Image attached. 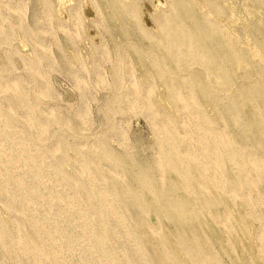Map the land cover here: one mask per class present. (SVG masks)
Segmentation results:
<instances>
[{
    "label": "rangeland",
    "instance_id": "rangeland-1",
    "mask_svg": "<svg viewBox=\"0 0 264 264\" xmlns=\"http://www.w3.org/2000/svg\"><path fill=\"white\" fill-rule=\"evenodd\" d=\"M5 1L0 0L6 16L0 29V82L9 78L10 83L4 93L12 95V86H37L32 95L51 104L55 118L61 122L64 117L69 126L57 122L49 130H59L65 139L75 130L116 159L121 178L115 185L121 196H131L121 211L130 214L137 233L156 245L165 241L175 248L176 258L186 256L184 244L212 253L219 264H264V228L254 234L260 245L251 242V231L264 217V208L252 207L259 201L254 186L259 179L251 185V172L245 177L241 171V164L249 170L243 152L249 149V121H264V0ZM180 30L182 38L176 41ZM34 48L40 61L33 68L22 56L34 57ZM178 118L181 134L173 122ZM215 122L227 130L211 141L208 128ZM155 130H165L185 148L187 186L169 165L156 162ZM232 139L240 150L230 158L226 149ZM263 139L256 134L263 143L254 154L256 174L264 159ZM205 147L214 149L212 156ZM204 156L210 161L205 170L195 159ZM160 172L163 176L157 177ZM143 175L157 177L154 192L139 182ZM243 183L246 190L239 187ZM173 213H183L184 220Z\"/></svg>",
    "mask_w": 264,
    "mask_h": 264
},
{
    "label": "bare ground",
    "instance_id": "bare-ground-1",
    "mask_svg": "<svg viewBox=\"0 0 264 264\" xmlns=\"http://www.w3.org/2000/svg\"><path fill=\"white\" fill-rule=\"evenodd\" d=\"M5 2H9V0ZM2 12H0V29L2 28L3 20H6V16ZM170 12L167 11L164 18ZM162 27H166V24H162ZM180 31L177 32L178 35L174 37V40L177 41L182 38V30ZM187 42H190L189 39ZM179 45L181 49L184 47L189 48L186 43ZM179 45L178 43L176 44L178 48ZM35 49L37 48L32 50L34 57L30 56L27 58L24 55L22 56V59L27 64L29 62L33 68L40 61ZM8 79H1L2 83L0 82V264H219L212 257V253L210 254L202 248L187 249L183 247L184 244L180 245V247L185 250L186 256L183 254L185 257L176 258L177 256L175 257L172 250L175 248L171 249L165 241H161V243L156 245L150 240L148 235L138 234L135 227L136 224L132 223L130 214L122 213L121 211L123 204L129 205L131 196H121L119 188L115 185L114 181L121 178V170L117 166L116 159L106 152L105 149L103 152L96 140H89L85 135L84 138L82 137L83 135L78 134L75 130L68 136V139H65L64 135L61 136L60 134L63 133L59 134V130L56 132L55 128L49 130L51 126L59 121L55 118V111L51 104L43 105L39 97L32 95L34 91L32 92L31 89L36 91L38 90L37 86H21V88L12 86L10 88L12 95H7L5 90L7 83L10 81L7 82ZM31 95L34 101L31 100ZM245 96L247 97L246 94ZM241 100L243 101V99ZM178 111L181 112L182 108L179 107ZM255 111L254 107L253 113ZM79 112L80 109H76V114L78 113L79 115ZM224 114L227 113L224 112ZM173 122L175 124V132L181 134L182 130L180 128L183 126L181 119H174ZM250 122L248 132L244 130L248 133L247 143L249 149L247 147L243 148V152H247L246 156L248 155L246 159L249 170L245 164H241V171H243L245 177H247L248 172H251V185L256 181V176L258 177L259 182L254 186L258 188L259 201L256 206L253 203L252 207H259V211H261L264 208V159L260 167H258L259 170L261 169L259 173L256 174L253 171L257 170L254 154L263 144L255 140V136L257 133L264 136V121L259 123L258 119L253 117ZM59 123L67 126L64 117ZM254 125H259L260 129L258 131L254 130ZM61 126L64 129V126ZM208 129L207 138H211L212 141L221 130H227V126L215 122L211 123ZM154 133L158 138L156 162L161 165H169L179 175L183 184L187 186L189 178L184 171V164L186 163L185 148L182 149L178 144L176 145L175 140L170 139L165 130H155ZM243 139H245L244 136ZM228 147L226 153L230 158L240 150V145L236 146L233 139L228 142ZM89 148L92 152L89 151ZM207 148H204L205 152L212 156L214 149L211 148L213 151H210V148ZM195 159L204 170L208 168L210 163L207 160L208 158H202L203 160L200 158L199 160L196 157ZM205 174L207 173L205 172ZM160 176H163L162 172L157 177ZM209 176L213 177V174L210 173ZM137 178L140 183L146 186L148 191L154 192L152 183L156 179L154 176L147 178L143 175ZM198 179L201 180L200 178ZM239 187L244 190L247 188L244 183L239 184ZM249 189H251V186H249ZM165 205L167 206V204ZM166 214V217H171L169 213ZM190 214L189 216L194 215ZM181 215L184 214L178 213L174 216H179L180 219ZM258 219V229L251 231L253 236L251 237L252 240H250L253 245L255 244L254 234L264 228V217L260 216ZM149 228L151 231L156 230L151 225ZM166 230L168 229L166 228ZM173 238L175 237L173 236ZM175 242H172V244H175ZM256 244L257 246L260 245L259 243ZM5 259H8L9 262H6Z\"/></svg>",
    "mask_w": 264,
    "mask_h": 264
}]
</instances>
